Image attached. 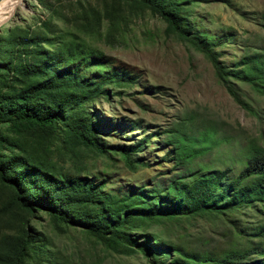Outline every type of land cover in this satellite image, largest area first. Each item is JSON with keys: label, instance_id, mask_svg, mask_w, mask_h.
<instances>
[{"label": "rangeland", "instance_id": "obj_1", "mask_svg": "<svg viewBox=\"0 0 264 264\" xmlns=\"http://www.w3.org/2000/svg\"><path fill=\"white\" fill-rule=\"evenodd\" d=\"M186 2L188 21L201 32L215 38L229 33L227 40L215 47L221 63L234 66L247 48L264 47V0ZM68 48L103 55L99 60H90L86 68L81 67L84 75L86 72L97 77L104 70H127L132 74L127 81L105 82L107 93L92 95L84 109L98 119L102 129L96 135L102 144L136 147L132 152L134 162L126 164L118 149L99 152L75 139L69 132L68 116L53 129H16L6 123L2 127V151L18 155L36 185L42 183L44 187L61 175L77 174L95 178L102 191L112 193L139 183L150 186L162 182L183 168L174 165L170 154H166L171 145L163 138L166 130L185 116H190L196 127H215L217 137L222 139L219 146L201 156L204 161L217 162L215 157L236 155L251 137L262 134L264 138V117L248 112L235 100L218 80L210 59L171 31L166 20L140 0H22L11 18L0 26V53L11 64L9 72L35 60L41 52L67 59L63 52H69ZM100 61L107 63L98 64ZM51 73L49 69L27 80L14 74L8 82L22 86ZM232 80L241 97L264 113V94ZM6 91L0 82V92ZM17 195L15 186L0 177L1 253L9 249L12 236L26 231L36 241L24 257V264H157L135 246L130 251L120 246L115 249L85 227L58 219L46 208H26ZM71 204L64 206L69 215ZM77 207L84 211L92 205L80 202ZM244 211L237 213L242 224L249 222L250 215L261 218L257 215L259 209ZM229 226L220 216L203 214L178 220L155 218L145 228L131 232L137 240L143 239L142 232H158L171 240L218 249L232 241ZM0 264L14 263L8 259Z\"/></svg>", "mask_w": 264, "mask_h": 264}, {"label": "trees", "instance_id": "obj_2", "mask_svg": "<svg viewBox=\"0 0 264 264\" xmlns=\"http://www.w3.org/2000/svg\"><path fill=\"white\" fill-rule=\"evenodd\" d=\"M140 1L154 8L171 31L189 40L210 59L218 80L235 100L248 112L264 117V113L241 97L232 80H240L253 91L264 94V47L247 48L239 61L229 67L220 62L215 50L227 40L229 33L215 38L201 32L188 21L184 12L186 0ZM68 51L63 52L67 59L41 52L35 60L19 64L14 72H9L11 64L0 53V82L8 90L0 92V177L15 186L19 203L29 209L46 208L58 219L85 227L115 249L120 246L122 250L130 251L129 248L135 246L157 264H264L262 134L251 137L236 155L215 157L218 163L212 159L204 161L201 156L219 146L222 139L217 137L215 127H196L191 117L185 116L167 129L163 138L171 145L166 154H170L174 165L183 168L162 182H152L150 186L139 183L123 190L120 188L115 193L102 191L101 183L87 174L61 175L57 181L50 180L51 185H36L24 161L18 155L2 151L5 142L2 127L6 123L16 129L26 126L53 129L68 116L69 132L75 139L99 152L118 149L125 163L133 164L132 152L136 147L102 144L96 135L102 129L98 119L84 109L92 95L107 93L105 82L127 81L132 74L127 70L104 72L103 68V73L97 77L86 72L84 75L80 72L81 67L86 68L90 60H99L103 55L88 54L84 49L68 48ZM59 62L63 63L58 65ZM105 63L107 61L98 62ZM49 69L52 73L48 76L22 86L8 82L14 74L28 77L27 80ZM68 109L70 113L65 115ZM42 179L46 180L45 177ZM80 202L91 204L92 208L79 211L77 205ZM70 203L69 215L64 206ZM244 209L253 212L259 209L257 215L261 218L250 215L247 224L238 222L240 216L237 213L245 212ZM203 214L220 216L230 223L228 234L232 241L225 248L190 245L164 238L158 232H142L143 239L137 240L131 232L145 228L148 221L155 218L178 220L181 216ZM35 241L26 231L12 236L9 249L0 252V261L10 259L14 264H24V257Z\"/></svg>", "mask_w": 264, "mask_h": 264}, {"label": "clouds", "instance_id": "obj_3", "mask_svg": "<svg viewBox=\"0 0 264 264\" xmlns=\"http://www.w3.org/2000/svg\"><path fill=\"white\" fill-rule=\"evenodd\" d=\"M20 0H0V26L11 18Z\"/></svg>", "mask_w": 264, "mask_h": 264}, {"label": "bare ground", "instance_id": "obj_4", "mask_svg": "<svg viewBox=\"0 0 264 264\" xmlns=\"http://www.w3.org/2000/svg\"><path fill=\"white\" fill-rule=\"evenodd\" d=\"M21 2H22V0H20V3H21ZM20 3H19V4H20ZM19 4H18V5H19ZM18 5H17V6H18ZM17 6H16V8H17Z\"/></svg>", "mask_w": 264, "mask_h": 264}]
</instances>
